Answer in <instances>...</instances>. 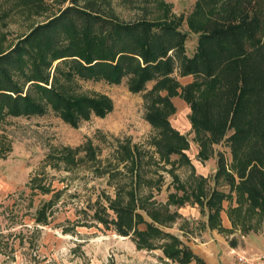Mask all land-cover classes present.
<instances>
[{
  "label": "rangeland",
  "instance_id": "1",
  "mask_svg": "<svg viewBox=\"0 0 264 264\" xmlns=\"http://www.w3.org/2000/svg\"><path fill=\"white\" fill-rule=\"evenodd\" d=\"M194 3L98 0L100 8L121 20L179 16L182 31H187ZM65 4L58 0L38 5L0 0V51ZM196 39L197 34L190 32L185 42L187 54L195 50ZM55 63L49 70V82ZM175 76L181 85L194 79L191 74L175 72ZM152 83L133 92L126 78L118 83L66 82L68 95H105L112 104L105 115H91L76 125L49 109L39 116L9 115L0 120V264H175L158 246L138 248L131 236L116 233L111 224L99 222L93 215L109 200H130V191L146 205L166 203L176 217L160 227L179 236L193 252L215 242L220 264H237L231 247L264 254V241L260 240L264 214L248 209L235 185H226L225 173L235 178L226 140L213 144L201 156L190 122L191 109L180 95L171 98L174 111L168 119L186 140L182 151L188 160H178L177 155L165 158L157 152L154 140L158 131L144 117L143 93ZM221 156L224 168L218 165ZM201 179L205 191L215 187L226 196L213 217L212 210L190 194ZM170 195L180 203H173ZM40 208L43 218L39 220ZM253 229L258 231H248Z\"/></svg>",
  "mask_w": 264,
  "mask_h": 264
},
{
  "label": "trees",
  "instance_id": "2",
  "mask_svg": "<svg viewBox=\"0 0 264 264\" xmlns=\"http://www.w3.org/2000/svg\"><path fill=\"white\" fill-rule=\"evenodd\" d=\"M27 1L38 5L44 0ZM58 1L66 4L0 51V120L39 116L49 109L76 125L105 115L112 104L105 95H68L66 82L126 78L131 91L141 92L152 81L143 93L144 117L158 131L157 152L188 160L182 151L186 140L168 119L174 111L171 98L180 95L191 109L200 155L226 140L236 178L225 173L226 185H235L248 209L264 214V0H194L187 31L181 30L179 16L121 20L100 8L98 0ZM190 32L197 39L187 54ZM175 72L194 79L181 85ZM218 165L225 167L222 156ZM202 181L190 194L213 217L226 196L215 187L205 191ZM130 192V200H109L93 215L116 233L131 236L138 248L158 246L175 264H206L179 236L160 227L176 217L166 203L146 205ZM38 214L43 218V208Z\"/></svg>",
  "mask_w": 264,
  "mask_h": 264
},
{
  "label": "crops",
  "instance_id": "3",
  "mask_svg": "<svg viewBox=\"0 0 264 264\" xmlns=\"http://www.w3.org/2000/svg\"><path fill=\"white\" fill-rule=\"evenodd\" d=\"M260 237H261L260 240L264 241V236H260ZM216 246H217L216 243L213 242V245L211 244L209 246H204L202 248L195 249V253H197V255L201 257L206 262V264H220L218 260V256H216L217 253L219 252V249ZM257 248L260 249V247ZM239 251H237L236 247L230 248V252L239 253Z\"/></svg>",
  "mask_w": 264,
  "mask_h": 264
},
{
  "label": "built area",
  "instance_id": "4",
  "mask_svg": "<svg viewBox=\"0 0 264 264\" xmlns=\"http://www.w3.org/2000/svg\"><path fill=\"white\" fill-rule=\"evenodd\" d=\"M237 264H264V254L235 253Z\"/></svg>",
  "mask_w": 264,
  "mask_h": 264
}]
</instances>
